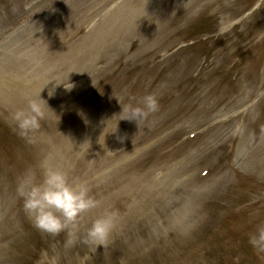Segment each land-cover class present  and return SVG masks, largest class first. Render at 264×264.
I'll list each match as a JSON object with an SVG mask.
<instances>
[{
  "label": "rangeland",
  "instance_id": "rangeland-1",
  "mask_svg": "<svg viewBox=\"0 0 264 264\" xmlns=\"http://www.w3.org/2000/svg\"><path fill=\"white\" fill-rule=\"evenodd\" d=\"M256 2L0 0V264H201L202 245L227 256L224 248L248 243L264 221V0L253 10ZM40 91L53 110L29 144L9 112ZM149 92L159 107L146 121L120 119L129 114L120 103ZM44 157L99 200L71 245L65 232L31 227L16 195L18 177ZM106 208L118 214L108 239L83 243ZM12 227L23 237L17 248L2 243Z\"/></svg>",
  "mask_w": 264,
  "mask_h": 264
},
{
  "label": "clouds",
  "instance_id": "clouds-1",
  "mask_svg": "<svg viewBox=\"0 0 264 264\" xmlns=\"http://www.w3.org/2000/svg\"><path fill=\"white\" fill-rule=\"evenodd\" d=\"M55 85L58 84L54 81L51 94L48 89L49 96L53 94ZM63 86L65 87L64 84ZM71 87H65V89L70 90ZM40 93L41 91L38 98H27L26 108H16L9 112V127L29 144L37 139L35 134L41 129V122L49 119L46 110L52 109ZM116 98L120 103L119 98ZM120 105L121 111L129 113L120 119L133 121L137 127L159 107L157 96L151 92L143 95L138 104L123 106L120 103ZM77 114L86 124L88 123L82 110H78ZM116 131L117 128L111 133ZM117 139L123 141L124 137L118 136ZM37 172L39 179H37ZM16 195L26 217L38 231L53 236L65 232L68 234L67 245L74 243L72 234L77 228V220L80 216L99 204V200L90 194L87 181L75 178L70 180L67 171L53 167L47 157L42 158L35 169L26 168L18 177ZM117 219L118 214L115 210L104 209L101 214L92 219L80 237L81 241L86 244L103 245L116 226ZM248 243L254 249L264 250V221L258 223L255 231L248 235Z\"/></svg>",
  "mask_w": 264,
  "mask_h": 264
}]
</instances>
